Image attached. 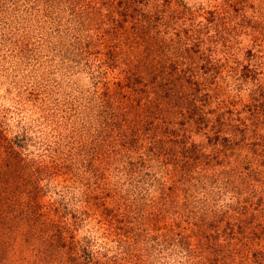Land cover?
Listing matches in <instances>:
<instances>
[{
  "label": "rangeland",
  "instance_id": "obj_1",
  "mask_svg": "<svg viewBox=\"0 0 264 264\" xmlns=\"http://www.w3.org/2000/svg\"><path fill=\"white\" fill-rule=\"evenodd\" d=\"M155 1L142 19L138 0H0V264H264L251 252H231L264 246V220L246 226L231 208L240 195L218 169L236 170L242 155L213 139L214 116L204 124L184 119L197 146L188 159L185 152L156 157L152 134L171 152L183 146L181 115L131 87L138 72L149 79L136 69L145 49L135 40L160 39L155 14L172 28L174 48L182 41L205 57L264 63V0H157L164 12L153 10ZM241 15L254 18L243 23ZM113 29L124 46L118 50ZM227 72L219 79L232 83ZM252 88L223 87L220 95L260 104ZM254 120L249 135L262 123ZM227 135L240 147L237 132ZM257 162L264 163L263 154ZM254 177L264 207V170ZM251 201L249 210L256 208ZM224 210L234 215L233 230L217 221ZM219 243L228 245L225 253Z\"/></svg>",
  "mask_w": 264,
  "mask_h": 264
},
{
  "label": "trees",
  "instance_id": "obj_2",
  "mask_svg": "<svg viewBox=\"0 0 264 264\" xmlns=\"http://www.w3.org/2000/svg\"><path fill=\"white\" fill-rule=\"evenodd\" d=\"M151 1L152 0H138L137 4L140 6V8H138L136 12L142 19L145 18V5L149 4ZM156 1L153 5V10L156 12L162 10V12H164V3L162 2L160 4L159 2L161 1H159L158 3ZM238 1L243 4L247 3L246 0ZM232 10L234 9L228 8L225 12L230 13V11ZM256 13L257 10H253L254 17L256 16ZM184 14V12H179L176 15L177 19H179L180 23L182 24L185 20ZM241 16V20L243 21V23H246L247 21H250V19L254 18L252 16H249L251 18H248L244 15ZM155 18H157L159 22L157 30L159 33H161L160 39L157 42H154L152 37V44L149 41L150 37L147 34L146 36L142 35L140 37H137V40H135L139 47H143L145 49L140 52L141 57L140 61H138V64L136 65V69L140 67L139 69L142 72V75H147L149 79H143L144 77L142 78V76H140V73L138 72V74L134 76L135 78H133V81L131 82L132 90L137 94L139 92L150 93L151 96H149V99L151 103H153L154 101H156L157 103V100H159L165 102L163 104L170 106V108L173 107L175 113H179V115H181L180 118H182V120L179 118L180 121H177L179 127H183V121L186 118L190 121L193 120L197 122L196 124H204L207 115L212 114L214 116L215 121L218 125L216 123L215 124L219 127V130L213 132V139H221L220 144L222 145L223 142L225 149L230 150L231 153H236V155H242L240 157V160L236 159L238 162H240V164L237 165L236 170L239 167L243 168L245 171V173L233 169L229 171V167L218 169V175L222 179L225 178V182L222 183L224 185H228L226 186L228 187L229 191L231 190L230 192L238 194L240 195V197L242 196L244 198L243 200H241L240 197L235 199V204H231V208L233 209V211L239 210L241 212V217L243 216V221L246 226L252 224L253 222H257L256 225L261 226L262 221L264 220V207H262L263 201L259 198L261 196L259 191L263 187L261 184L256 183L254 175H257L261 173L262 170H264L260 168L264 165V163H252V161H256L260 157V155H264V82L262 81V78H264V65L262 64L264 63L254 61L255 63L250 64L249 67V64L247 65L248 62L245 60L244 62H242L241 60L239 62V60H237V64H235L233 60H228L226 58L221 59L215 54L213 56L207 55L205 57L203 52L199 50V46H197L198 48H186L183 46V43L181 44L182 41L177 44V48H174L171 42L173 31L170 30L172 28L169 30L165 29V26L162 27L165 21L159 20V17L156 14L154 15V20ZM233 18L236 19L237 23L239 17L234 16ZM113 30L116 33V37L113 38L112 45L116 46V50H118V48H123L124 46L123 42L121 41V36H118L120 34L116 29ZM141 32L143 34V30ZM112 34L113 32H111V35ZM176 34L178 36L180 32ZM210 51L213 50L211 49ZM250 51L253 53L251 48ZM113 60L116 61V57H113ZM199 60L202 61L201 64H199ZM139 62H141L143 68L141 67ZM135 63H137V60H135ZM236 65H239L241 70L238 69V71H235ZM228 69L229 72H227V74L230 77H233V81L232 83H229L228 81H225V83H223L219 79L220 75H222L224 70L227 71ZM133 71L135 70L133 69ZM249 79L252 80L251 83L249 82ZM245 84H251V86H254V89L252 88L253 91H257L260 95V98L263 100L260 104L254 103V105L251 106L247 105L248 103H244L243 101H241V103L239 102L240 104H237L231 100L229 95H226V97L225 95H220L225 94L222 93L223 87L237 88L238 86H243ZM254 92L252 93L254 94ZM253 101H255V97L253 98ZM180 102L183 103V107L182 105H180ZM178 107L182 108L179 109ZM242 107H248L247 111L250 114L249 118L245 117V110ZM251 108L253 113L251 112ZM251 117L255 119L254 121H262L260 125L259 123L252 125L253 128L251 129V134L254 135V137L252 138L255 139L248 138L251 134L249 135L250 130L247 123H250ZM117 118L118 114H113V121L111 123L112 125H119L120 121L116 120ZM158 120L159 119L155 121L154 119H152L153 124H158ZM160 124H163V121L160 122ZM224 125L229 126L227 127L228 132L226 133L221 129ZM257 126L259 128H257ZM158 127L160 126L158 125ZM186 129L187 128L185 127L181 129L183 130L182 135L184 136L183 139L179 141V143H181L183 146L179 147V150L174 148L172 152L170 148H167L163 137H161L160 135V137H157L158 135H150V137L154 139L153 141H156L155 143L158 149L156 150V152H154L155 156L166 158L168 154H172V156H175L177 155V153L185 152L184 155H186L185 157L188 159L191 156L189 155L192 152L191 150H193V148L197 146L194 141H190L191 133ZM164 130L165 128L163 129V131ZM233 130L239 134V137H236L237 139L235 140V143L239 144L240 147L236 146L233 143L234 137L230 138V135H227L231 134ZM217 149L218 148H216V156L218 158L219 164H221L222 161L219 158V154L222 150L221 148H219V150ZM245 149L248 150L246 154H244ZM217 158H215L216 162ZM224 167H226V165ZM226 176L228 177L226 178ZM239 177L240 183H237V179ZM251 200H253V202ZM248 201H251V206H256V208H250L251 210H249ZM261 218H263V220L260 222L259 220ZM234 219V215H227L226 210H224L222 211V213H220L217 221L226 222V226H228L227 228L233 230L235 224V222H233ZM257 219L259 220L256 221ZM232 234L233 231H228L226 233V236L229 237ZM224 242H228V239ZM220 243L218 244V250L222 253H225V249H228V245H225L224 243H222V245ZM262 245L263 244H260L259 242L252 245H250L249 243V245L246 244L245 246H240L236 249L232 248L231 252L233 254L236 252H240L242 255H245L249 258L251 252V256L258 257V259L263 261L264 246ZM228 251L229 250H227L226 252Z\"/></svg>",
  "mask_w": 264,
  "mask_h": 264
}]
</instances>
